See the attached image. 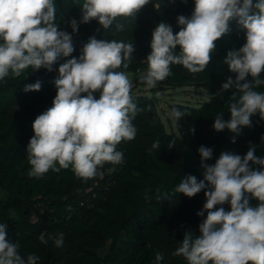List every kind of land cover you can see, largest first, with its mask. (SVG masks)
I'll return each instance as SVG.
<instances>
[{
	"label": "clouds",
	"instance_id": "obj_1",
	"mask_svg": "<svg viewBox=\"0 0 264 264\" xmlns=\"http://www.w3.org/2000/svg\"><path fill=\"white\" fill-rule=\"evenodd\" d=\"M148 2L84 0L80 23L96 20L108 29L119 17L136 16ZM194 3L190 17H177L182 27L175 35L166 23L156 26L152 51L146 59L148 70L140 80L147 88H155L172 74L171 65H182L190 73L203 72L211 61L215 41L229 31V21L236 19L246 30V43L239 50L229 51L224 61L236 73L235 80L229 77L222 84V90L235 89L228 104L231 115L224 120L223 113H218L213 128L239 135L242 127H251L250 118L257 112L264 119V91L256 90L264 86V0L255 4L253 0ZM70 25L73 32L78 31L75 19ZM116 28L122 31L123 25L118 23ZM177 45L178 55L174 51ZM73 51L72 36L58 28L54 0H0V81L20 77L28 68L51 72L61 58L71 56ZM134 51L131 43L93 37L79 57L60 64L53 106L37 116L32 125L34 135L27 148L29 176L41 178L49 170L59 172L71 166L78 178L87 181L103 175L98 169L105 163L122 162L123 153L117 145L135 138L137 129L132 120L142 109L133 101L132 81L115 69L128 68ZM40 89L41 82L37 81L26 85L24 91ZM96 91L101 92L99 99L93 96ZM81 93L87 95L82 97ZM172 115L179 121L188 114L173 109ZM174 144L170 141L169 149ZM152 148L159 149L160 142H154ZM198 152L204 178L188 175L174 194L191 198L204 190L206 202L197 215L203 216L206 211L207 216L199 225L200 235L185 231L173 255L185 258L188 264H264V158L257 157L255 146H251L244 156L222 152L215 164L209 165L204 162L212 158L213 150L200 146ZM250 162L261 169H253ZM246 193L260 202L258 206L250 205ZM225 203L230 205V211L222 207ZM38 239L48 243L45 232ZM50 239L56 247H62L64 234ZM18 248V243L7 239V225L0 223V264H37L36 255L30 254L25 260ZM163 259L162 253H156V264Z\"/></svg>",
	"mask_w": 264,
	"mask_h": 264
},
{
	"label": "trees",
	"instance_id": "obj_2",
	"mask_svg": "<svg viewBox=\"0 0 264 264\" xmlns=\"http://www.w3.org/2000/svg\"><path fill=\"white\" fill-rule=\"evenodd\" d=\"M175 2V14L170 17L171 20L176 18L171 22L174 35L182 27L177 17H190L195 7L194 0ZM256 2L253 0L254 4ZM83 3L84 0H54L59 30L69 33L70 21L81 20ZM154 5V0H149L136 16L117 20H140L144 14L156 10ZM228 27L229 31L215 41L211 61L203 72L190 73L182 65H171L172 74L157 83L170 89L197 86L210 94V99L199 107L184 103L172 105V111L177 109L188 114L179 121L175 118L178 132L166 129L157 109L156 95H149L143 89L131 91L133 101L142 109L132 120L137 134L133 140L117 145L123 160L113 177L106 178L109 189L91 205L82 201L87 196L76 192L81 193L83 187L96 177L87 181L78 178L71 166L59 172L49 170L48 176L41 178L32 177L28 174L31 166L27 159L28 144L34 135L33 122L53 106L57 94L54 81L59 78L60 64L79 57L83 48L77 49L72 39L73 53L61 58L53 71L28 68L20 77L9 76L0 81V180L20 195L0 203V209L16 214L15 222L7 225V239L18 243V249H28L41 243L38 239L41 232L46 233V239L63 233V246L58 250L54 264H156L158 252L164 257L160 264H188L185 258L174 256L173 252L182 243L185 231L200 235L199 225L206 219L207 212L203 216L197 213L203 209L206 198L204 190L189 198L183 193L174 194V189L188 175H194L198 180L204 178L199 147L213 150L212 158L204 162L209 165L215 164L222 152L244 156L251 146H255L257 157L264 158V119L259 112L251 116V127H242L239 135L228 129L217 132L213 128L218 113H223L224 120H229L231 115L228 104L235 89L222 90V84L229 77L235 80L236 73L224 62L227 53L239 50L246 43V30L236 19H231ZM174 51L178 55L180 46L177 45ZM144 69L148 70L147 60L132 58L128 68L121 66L115 71ZM261 78L264 79V73ZM135 79L137 85L145 84L140 76ZM247 80L251 81L252 77L248 76ZM37 81L41 82L39 91H24L26 85ZM256 90L264 91V86ZM86 95L81 93L82 97ZM100 95L98 91L93 93L95 99ZM156 141L160 142L159 149L152 148ZM170 141H175L171 149L168 147ZM251 167L261 169L260 165L251 164ZM158 195L160 199H157ZM246 196L251 206L260 203L250 193ZM29 199L38 202L39 207L32 206L34 202ZM222 207L230 211L228 203ZM100 238L111 240L103 257L78 252L77 246L99 242Z\"/></svg>",
	"mask_w": 264,
	"mask_h": 264
},
{
	"label": "rangeland",
	"instance_id": "obj_3",
	"mask_svg": "<svg viewBox=\"0 0 264 264\" xmlns=\"http://www.w3.org/2000/svg\"><path fill=\"white\" fill-rule=\"evenodd\" d=\"M154 2L156 10L144 14L143 18H140V20L138 18L116 20L108 29H104L96 20H92L89 23H80L79 21L77 22L78 31L73 32L72 27L70 26L69 34L72 36L74 45L77 49L79 47L83 48L84 45L88 43L89 39L93 37L97 40H116L118 42L122 41L126 44L131 43L135 48V51L132 53V58H137L145 62L152 51L150 45L152 41V33L156 26L161 22L171 26L173 19H176L175 17L172 18V20L170 19V17H173V7L176 3L175 0H154ZM118 23L123 25L122 31H117L116 25ZM146 71L147 69H144L141 72L125 71L124 73L128 76L130 81L135 84V87L131 89V91L137 92L143 89L148 92L149 95L157 96V109L168 131L178 132L175 117L172 115L173 104L184 103L199 107L202 103L210 99L209 92L206 89L197 86L170 89L165 85L157 84V87L149 89L146 84L137 85L135 76H141ZM98 92L101 93L100 91ZM118 167L119 164L113 165L105 163L102 168H99V172H102L103 175H97L93 181L83 187L81 193L80 191L76 192L80 195L87 196L88 200H86L87 198L82 200L85 204L91 205L92 201H95L98 196H101L107 191V189H109V184L106 183V178L111 179ZM44 175L48 176V173ZM19 196L20 195L9 187L3 185L0 180V203L5 202L9 197ZM29 200L34 202L32 199ZM35 205L39 207L38 202H34L32 206ZM15 219L16 214L14 211L0 209V223L8 225L14 223ZM110 243V239L100 238L99 242L83 243L77 246V248L78 252L81 254H84L85 252L95 253L103 257L107 253ZM60 248L61 247L55 246L53 239L48 238L47 244L40 243L28 249H18V252L25 260H27V257L30 254L36 255L39 258L37 264L41 261H44V264H54V260ZM72 250L70 249V251Z\"/></svg>",
	"mask_w": 264,
	"mask_h": 264
},
{
	"label": "built area",
	"instance_id": "obj_4",
	"mask_svg": "<svg viewBox=\"0 0 264 264\" xmlns=\"http://www.w3.org/2000/svg\"><path fill=\"white\" fill-rule=\"evenodd\" d=\"M142 70H138L137 72H141ZM143 73V72H142ZM146 73V72H145ZM144 74V73H143ZM133 84V87H132V89L135 87V84L134 83H132Z\"/></svg>",
	"mask_w": 264,
	"mask_h": 264
}]
</instances>
